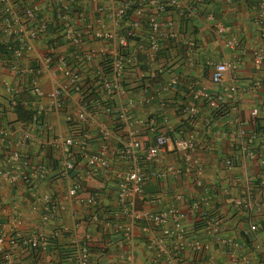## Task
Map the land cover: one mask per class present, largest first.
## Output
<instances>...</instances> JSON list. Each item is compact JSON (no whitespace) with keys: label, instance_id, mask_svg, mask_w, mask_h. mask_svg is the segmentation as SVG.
Returning <instances> with one entry per match:
<instances>
[{"label":"crops","instance_id":"obj_1","mask_svg":"<svg viewBox=\"0 0 264 264\" xmlns=\"http://www.w3.org/2000/svg\"><path fill=\"white\" fill-rule=\"evenodd\" d=\"M153 1L148 3L154 5ZM185 1L181 0L178 7L157 14L160 37L155 53L148 56L147 40L131 42L122 48H138V60L131 70L123 74L124 91L114 97L112 106L118 111L131 99V118L123 120L97 110L91 112L82 124L89 135V151L106 146L109 165L96 173H88L85 160L77 158L73 168L60 175L58 169L64 160V148H54L49 143L54 136L70 134L72 127L65 120V114L77 110L75 93L70 92L63 97L61 109L43 114L49 131H38L28 122L20 127L18 122L22 121L17 120L7 100L18 97L22 103L26 102L24 105L32 108L41 107L45 100L29 91L30 77L27 74L11 72L7 68V58L0 56V167L4 166L12 151L19 152L31 165L44 163L47 166L44 177L29 182L19 178L12 182L0 178V264H7L5 255L11 264H71L62 258L66 256L67 248L75 247L73 240L78 238L88 240L89 264H207L209 261L231 264L233 256L238 255H245L247 264H257V254L264 257L257 252L264 248L259 240L264 230L258 231L256 224L254 231L243 233L247 230L249 215L238 213L230 202L237 195L244 177L255 172L254 164L244 159L235 160L231 169H225L223 164L230 150L229 127L248 119L252 107H256L259 116L264 118V63L256 68L251 61L252 50L262 42L259 38L262 28L253 19L256 0H201L202 11L197 14L189 12ZM152 5L148 4L147 8ZM38 6L39 9L44 8L42 3ZM43 13L49 15L48 10L43 9ZM218 24L222 31L217 30ZM46 40H50L48 35L31 40V52L24 53L19 63L22 66L34 63L49 46ZM228 40H236L237 45L230 48L226 45ZM113 45L112 42L86 40L82 53L96 49V60H99L103 52L112 50ZM221 61L237 62V66L225 71L221 82L214 84L210 82L209 75L212 66ZM79 67L82 68V76L86 77L91 74L93 65L80 62ZM155 75L158 81L144 83L146 89L141 94L140 81L148 76L152 79ZM37 83L44 91L51 88L46 75H40ZM229 87L232 89L227 90ZM12 88L17 90L15 94H10ZM219 89H223L224 111L214 115L205 101L198 100L200 96L197 94L203 91L213 94ZM192 103L198 104V114L197 118L189 120L181 114L180 107ZM102 126L110 128L104 140H101L99 132ZM23 128L30 132L24 143L21 141ZM130 129L135 130L141 140V147L135 152V162L146 174L142 196L136 199L134 209L158 212L169 207L178 208L185 214L182 224L188 237L202 241L209 238L200 229L201 223L196 221L198 214L206 212L219 217V234L236 242V249L211 240L208 251L198 258L185 246L177 257L169 259L155 248H147L149 241L158 238L164 249L173 244V238L164 236L161 227L147 230L142 226L134 227L131 239L123 241L111 224L119 217L115 194L119 176L132 165V159L119 152ZM176 129L183 134L194 135L202 146L193 152L192 164L185 163L169 146L154 160L145 156V148L151 144L155 134H170ZM196 164L200 167V174L195 172ZM159 170L165 174L161 177L152 175ZM196 179L200 180V185L195 184ZM75 182L80 185L79 193L93 194L104 209L111 211L107 214L104 211L103 217H96L89 206L80 205L68 197L67 189ZM45 195L49 196L53 210L52 217L46 221L41 216ZM176 196L181 197L178 199ZM123 220L120 217L118 222ZM15 232L22 237L42 236V246L39 244L37 248L28 249L17 238L10 242ZM243 236L250 238V247L244 243ZM46 239H50V247ZM259 262L264 264L263 258H259Z\"/></svg>","mask_w":264,"mask_h":264},{"label":"built area","instance_id":"obj_2","mask_svg":"<svg viewBox=\"0 0 264 264\" xmlns=\"http://www.w3.org/2000/svg\"><path fill=\"white\" fill-rule=\"evenodd\" d=\"M149 0H0V43L7 45L9 40H16L17 44L10 51L11 59L8 69L15 74H27L30 79L29 91L38 98L44 99V104L34 106V112L28 123L38 131H49L50 127L44 119L45 112L59 110L63 106V97L73 92L77 97L78 107L72 113L65 114V120L72 127L66 137L54 136L49 142L54 148H64V160L59 166L58 172L64 175L71 170L77 160H85L88 173H96L97 170L106 169L109 165L106 156V146L101 145L94 151H89L88 133L83 129L82 124L86 121L91 112L101 110L116 118L129 120L131 118V99L120 110L115 111L112 106L114 97L124 91L122 86L123 74L132 69L138 60V48L123 50L131 42L138 40L148 41V56L155 53L158 48L160 37V22L157 14L167 12L179 6L181 0H155L150 8ZM42 3L44 8L38 4ZM202 5L201 0H195V4L188 7L192 14ZM256 10L253 14L254 22L261 27L259 38L261 44L251 52L252 65L256 68L264 63V0H256ZM49 11V15L43 13ZM210 19L211 16H208ZM55 21V22H54ZM54 22V23H53ZM53 23V24H52ZM49 25L58 26L59 36L65 40L61 54L52 47H47L42 54L35 59L34 63L22 66L19 61L23 54L31 52V40L41 39L47 33ZM145 27V31H144ZM217 30L222 31V26L217 25ZM145 38V39H144ZM86 40L101 42H112L113 48L105 51L99 60H96V49L86 50L82 53V45ZM226 45L234 48L236 40L226 41ZM123 48V49H122ZM93 65L90 75L82 76L79 63ZM237 62L221 61L212 66L209 80L219 84L223 73L233 70ZM40 75H46L51 85L49 90H43L37 83ZM141 94L144 93L146 85L140 81ZM232 89L231 87L227 88ZM10 94L17 90L10 89ZM223 89L213 94L200 92V96H194L200 101H205L211 114H219L224 111ZM144 102V96H141ZM11 104L14 99L10 97ZM220 110V112H217ZM223 110V111H222ZM181 114L187 119H195L198 114V104L192 103L180 107ZM217 112V113H216ZM22 127L24 122H18ZM129 124V123H127ZM127 127H130L127 125ZM101 140L107 138L110 128L102 126L99 129ZM228 156L224 158L225 169H231L235 160H248L253 163L254 173L244 177L237 195L231 198V206L241 215H249L247 230L248 233L256 229L255 217L264 213V118L258 114V109L252 107L249 110V117L245 121L236 122L229 127ZM30 136V132L23 128L21 131L22 142ZM141 140L136 136L135 130H129L125 145L122 144L120 154L123 157L132 159L131 167L121 176L116 185V199L119 205L118 215L111 224L120 234L124 242L132 237L134 227L142 226L144 230L161 227L164 236L173 238V244L164 249L161 239L148 242L147 248H155L159 254L166 258L177 257L185 246H188L194 257L198 258L208 251L209 242L213 240L229 249H236L238 244L229 237H222L219 234V217H214L206 212L198 214L197 220L201 223L200 229L209 239L202 241L195 237H188L186 227L182 224L185 214L175 207L160 210L158 212L149 209L136 211L134 203L142 196V186L146 180V174L135 162V152L141 147ZM170 147L185 163L192 164V154L202 146L196 141L194 135L183 134L180 129L173 130L170 134L159 132L154 135L149 146L145 148V156L154 160L159 153ZM197 165V164H196ZM47 166L44 163L31 165L19 152L12 151L5 160L4 166L0 167V178L10 182L19 178L21 181L29 182L38 177H44ZM195 172L200 174V167H195ZM165 174L159 170L152 175L161 177ZM200 185V180H195ZM80 185L73 183L67 189L66 194L73 200L85 206L98 204L96 197L91 194L78 192ZM181 196H176L180 198ZM42 219L48 220L53 215L51 200L49 196H43ZM194 206V205H192ZM235 211V213H236ZM123 217L125 220L118 222ZM64 229H62L63 231ZM1 234V232H0ZM14 238H21L23 245L36 248L42 246V236L22 237L19 232L12 234L10 242ZM1 241V235H0ZM75 244L74 264H89L88 240L78 238L73 240ZM44 248V247H42ZM7 264H11L8 256L5 255ZM245 255L233 256L231 264H247ZM207 264H213L209 261Z\"/></svg>","mask_w":264,"mask_h":264},{"label":"trees","instance_id":"obj_3","mask_svg":"<svg viewBox=\"0 0 264 264\" xmlns=\"http://www.w3.org/2000/svg\"><path fill=\"white\" fill-rule=\"evenodd\" d=\"M185 2H186V5L188 7H191V6H193L195 4V0H186ZM201 11H202V7L201 8H197L196 9V14L198 12L200 13ZM52 33H53L54 36L52 35ZM45 35H48L50 37V40H46V42L49 44V47H52L53 50H56L57 52H59L61 54L65 53V49L63 50V48L65 46V40H63L61 38V36H59L58 26L49 25V28H48L47 33ZM15 44H17L16 40H9L7 45H3V44L0 43V56L2 55V56H5L7 58V60H8L7 61V65L9 63V60L11 59L10 51H11L12 47H14ZM142 62L144 63L143 60H142ZM7 68H8V66H7ZM151 80H152V84H154V83H156V81H158V78L156 77V75L152 79H150L149 76H148L146 78V80L145 79L142 80V83H146V82H150L151 83ZM13 99H14V102H15L14 105L11 104V100L10 99L7 100V105L15 113L17 120L18 121L20 120L22 122L30 121L31 116L33 115V112H34V107L32 108L31 106L24 105V104H26V102L23 100L24 103H22L20 98H18V97H14L13 96ZM217 112H220V110H218ZM214 115H216V114H214ZM115 191H116V189H115ZM102 208H103V205L100 202H98L97 205L90 206L88 209H91V213H93L96 217L97 216L101 217L102 216L101 214L104 211L106 212V214L109 211H111V210H106V209H104V208L102 209ZM111 219H112V217H111ZM111 219L108 220V223L112 222ZM255 223L257 224L258 231L264 230V213H261L260 215H257L255 217ZM17 239L21 241V238H17ZM243 239H244V243L246 244V246L250 247V245H249L250 244V242H249L250 238L247 237V236H243ZM259 240L264 245V232L262 233V235H260ZM45 241H46L47 246L50 247V245H51L50 239H46ZM54 246L56 248H58L56 244H54ZM54 246H51V247H54ZM24 247H27L28 249H33V248H31L30 246H27V245H24ZM87 247H88V254H89V257H90V246H89V244H88ZM57 250L59 252V248ZM257 252L264 255V248L258 249ZM65 255L66 256H63V258H62V255L59 254V257L61 256L62 259L66 258L67 260H69V262L71 264H74V262H75V248L73 246L70 247L69 249L67 248ZM257 256H258V263L257 264H261V262H259V258H263V261H264V257H262L259 254H257Z\"/></svg>","mask_w":264,"mask_h":264}]
</instances>
